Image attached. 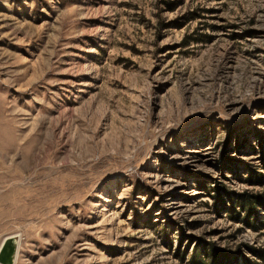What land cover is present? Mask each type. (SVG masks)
<instances>
[{"label":"rangeland","instance_id":"obj_1","mask_svg":"<svg viewBox=\"0 0 264 264\" xmlns=\"http://www.w3.org/2000/svg\"><path fill=\"white\" fill-rule=\"evenodd\" d=\"M263 193L264 0H0L15 264L255 262Z\"/></svg>","mask_w":264,"mask_h":264},{"label":"trees","instance_id":"obj_2","mask_svg":"<svg viewBox=\"0 0 264 264\" xmlns=\"http://www.w3.org/2000/svg\"><path fill=\"white\" fill-rule=\"evenodd\" d=\"M252 198H255L254 201H251L250 204L248 203L249 201L245 202L242 204L243 209L248 213L247 219L245 220L246 222H249L250 217H256L257 222V227L251 226L255 230H263L264 229V218L259 217V210L263 209L264 210V193L261 194L260 196H253ZM253 202V203H252ZM252 203V204H251ZM248 204L250 205V208H248ZM253 205V209L251 208ZM250 223V222H249ZM251 225V224H248ZM250 251L257 257V261L253 262H248L246 264H264V249H255V248H250ZM190 264H206L202 260H200L197 255L192 257L190 260Z\"/></svg>","mask_w":264,"mask_h":264},{"label":"water","instance_id":"obj_3","mask_svg":"<svg viewBox=\"0 0 264 264\" xmlns=\"http://www.w3.org/2000/svg\"><path fill=\"white\" fill-rule=\"evenodd\" d=\"M20 240L17 236L7 238L0 249V264H15Z\"/></svg>","mask_w":264,"mask_h":264}]
</instances>
